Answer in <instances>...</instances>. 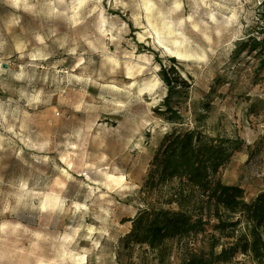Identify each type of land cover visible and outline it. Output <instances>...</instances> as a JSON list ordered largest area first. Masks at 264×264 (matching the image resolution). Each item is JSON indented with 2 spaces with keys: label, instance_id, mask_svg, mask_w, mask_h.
Instances as JSON below:
<instances>
[{
  "label": "rangeland",
  "instance_id": "374dc122",
  "mask_svg": "<svg viewBox=\"0 0 264 264\" xmlns=\"http://www.w3.org/2000/svg\"><path fill=\"white\" fill-rule=\"evenodd\" d=\"M262 32L264 0H0V264H183L247 233L122 243L140 209L203 214L179 182L141 192L174 126L155 113L172 58L185 124L247 146L222 181L264 191V56L241 48Z\"/></svg>",
  "mask_w": 264,
  "mask_h": 264
},
{
  "label": "trees",
  "instance_id": "16d2710c",
  "mask_svg": "<svg viewBox=\"0 0 264 264\" xmlns=\"http://www.w3.org/2000/svg\"><path fill=\"white\" fill-rule=\"evenodd\" d=\"M262 40L249 39L241 44L242 49L264 56V32ZM171 65H161L160 76L167 87V97L155 113L168 123L172 130L162 138L150 163V168L141 192L149 193L172 182H179L202 199V216H196L184 210V203L177 198L169 204H178V211L172 209H140L132 219L128 234L122 238L124 248L133 245L158 249L170 240H180L198 236L208 231L231 233L242 224L245 234L235 238L234 244L224 248L219 254L193 255L183 264H234L238 254L250 256L257 264H264V191L247 201L245 191L236 185L222 181L221 174L237 153L247 146L243 140L208 135L200 125L189 127L185 124L181 110L170 104L171 97L179 89L190 86L179 71L176 59H170ZM264 64V60H263ZM201 113L196 121H205L211 106H199ZM194 196V195H193ZM204 211L206 214H204ZM222 212L228 214L227 222L222 220ZM206 216L218 222L205 221ZM236 217L237 220H231Z\"/></svg>",
  "mask_w": 264,
  "mask_h": 264
},
{
  "label": "bare ground",
  "instance_id": "6f19581e",
  "mask_svg": "<svg viewBox=\"0 0 264 264\" xmlns=\"http://www.w3.org/2000/svg\"><path fill=\"white\" fill-rule=\"evenodd\" d=\"M179 56H181V54H178Z\"/></svg>",
  "mask_w": 264,
  "mask_h": 264
}]
</instances>
